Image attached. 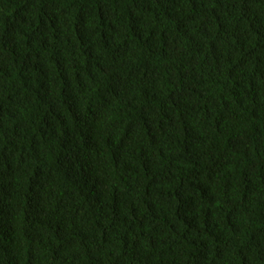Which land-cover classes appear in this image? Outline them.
I'll use <instances>...</instances> for the list:
<instances>
[{
	"label": "trees",
	"instance_id": "obj_1",
	"mask_svg": "<svg viewBox=\"0 0 264 264\" xmlns=\"http://www.w3.org/2000/svg\"><path fill=\"white\" fill-rule=\"evenodd\" d=\"M0 264H264V0H0Z\"/></svg>",
	"mask_w": 264,
	"mask_h": 264
}]
</instances>
